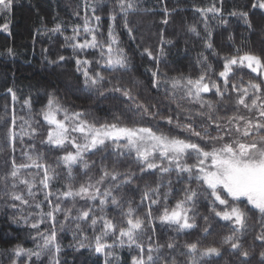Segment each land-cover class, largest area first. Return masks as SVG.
Wrapping results in <instances>:
<instances>
[{
    "label": "snow or ice",
    "instance_id": "obj_1",
    "mask_svg": "<svg viewBox=\"0 0 264 264\" xmlns=\"http://www.w3.org/2000/svg\"><path fill=\"white\" fill-rule=\"evenodd\" d=\"M15 3L16 0H0V17L5 18V22L0 24V32L11 35L10 15ZM103 3L104 0H92L89 4L85 0V9L91 8V18L86 14L83 25L73 26L72 36L64 37L65 46L72 49L71 58L74 59L75 72L81 78V87L76 91L95 93L98 98H111L122 103L132 101L128 105V111L138 114L141 119L159 117L170 126L169 130L164 132L149 125L121 124L119 117H114L111 122L98 123L94 119H88L90 113L87 111H72L59 101L54 92H46V103L37 113L47 125L46 139H42L40 143L62 150L64 154L57 157L56 167H53L44 162L43 154L37 152L35 144H29V150L22 153L26 162L17 163L14 156L10 164L5 161L9 170L0 177V201L13 209V223H22L35 233L29 235L34 243L33 248L16 244L5 250L9 264H37L42 256L49 257V264H62L60 256L63 248L58 232H63L66 228L73 232L74 243L69 247L77 252L86 249L98 257L102 256L103 264H121L116 249L125 247L136 252V255L131 256L130 264H183L172 254L176 249L174 241L170 240L165 244L153 243L147 229L151 228L154 233V221L158 220L161 225L172 228L177 233L188 234L197 228L194 208L200 197L207 201L213 219L218 218L231 227V232L224 237L223 244L230 245L231 253L242 258L240 264H249L250 253L247 250L241 251L239 239L247 231L250 212L254 211L259 216L262 231L256 236V240L261 241L264 246V55H239L240 50L237 49V55L223 57L222 70L217 77L220 82L207 75L212 70L211 64H207L206 70L195 79L181 75L162 80L159 63L160 57L166 54L164 48L158 50L157 56L145 48L141 55L146 54L156 64L154 70L148 69L151 74V88L159 91L163 85H168L165 91L172 101H176L177 92H181V100L199 105L195 115L188 111L181 118L184 110L177 102V109L180 111L175 116H164L159 110L152 111L155 105L150 107L136 102L131 88L121 85L118 80L113 84L112 79L102 74L127 73L131 70V60L120 46L119 33L115 29L118 20L121 21L123 30L134 42L135 36L128 17L138 11L137 0H114L113 10L108 14L110 23L107 36L100 40L98 36L103 35L100 32L102 17L96 13L98 6ZM257 9L264 14V0H252L250 11ZM172 11L175 9L169 10L166 6L163 8V24H168L167 17ZM196 11L205 20L209 13L213 17L223 15L222 7H216L215 3L207 8H197ZM75 15L79 16L80 13L77 11ZM228 15L239 17L252 29L249 11H232ZM220 22L227 23L223 19ZM62 28L60 23H56L53 28L46 29L45 34L50 32L53 35H63ZM205 28L207 29V24ZM188 30L199 36L194 26H189ZM37 33L39 34V30ZM165 42L172 43L164 41L161 33V43ZM205 47L210 50L214 48L210 32L205 39ZM90 49L97 50L99 57L93 60L81 55ZM6 51L9 56L15 54L12 48H7ZM213 55L218 54L213 51ZM201 56L202 61L198 63H207L208 57L203 56V53ZM44 59L48 65L61 67L68 58L60 55L54 60L47 56ZM93 63L102 71L94 70ZM234 68H247L256 77L249 80L247 86L241 84L238 87L235 83L230 85V75ZM229 87L237 93L235 111L231 116L221 117L217 114L219 104L205 99L204 94L212 93L223 101ZM6 95L11 97V113L9 114V104L6 103L4 112L0 113V123L6 132L0 139L15 152L17 141L23 145L25 137L32 140L40 135L41 121L33 119L31 96L22 101V107L27 109L28 115L18 116L15 110V105L20 102L17 92L9 87ZM17 127L19 131L16 130ZM69 146L72 150H67ZM97 153L104 154L103 159L115 156L117 161L131 157L139 166L140 176L159 173L155 187L146 185L142 192L141 204L147 202V211L143 216L136 214L132 201H127L125 210L122 198L116 195L120 189L131 186L137 178V172L130 169L121 173L115 168L110 170L102 165L98 179L93 180L89 176L78 188L68 183L63 189H53V182L59 176L56 170L58 167L66 170L69 179L77 168L87 175L95 164V161L90 163L87 157ZM189 160L194 162L189 163ZM30 169H36V172L22 175V171ZM173 172L177 182L184 179L187 186L183 189V198L169 208L168 196L172 192V180L165 181V177ZM105 182H109L108 186L102 188ZM193 183L196 184L195 188L191 186ZM165 187L168 191L163 193L164 207L158 216H153V206L161 204V189ZM41 194L43 200H38L37 197ZM79 200L84 201V206L77 207ZM69 201L71 207H65V203ZM109 206L121 210L123 219L119 223L107 216ZM26 209L32 211L25 214ZM59 215H63V220L58 222ZM209 219V216H203L207 225L203 228L205 238L211 235L212 225L207 223ZM42 224H48L49 227L41 231ZM89 229L92 232L91 237L87 234ZM184 248L185 251L179 255L187 258L186 264H212L214 258L222 255L221 247L217 246L199 248L197 243H186ZM165 249L169 251L166 253ZM258 264H264V251L260 252Z\"/></svg>",
    "mask_w": 264,
    "mask_h": 264
},
{
    "label": "trees",
    "instance_id": "obj_2",
    "mask_svg": "<svg viewBox=\"0 0 264 264\" xmlns=\"http://www.w3.org/2000/svg\"><path fill=\"white\" fill-rule=\"evenodd\" d=\"M252 0H137L138 11L131 13L128 17L130 26L133 28L135 41L129 39L126 32L123 30V24L118 20L115 31L119 33L121 47L125 49L130 60L131 70L127 73L103 72L106 78L112 79L113 84L119 81L123 86L129 87L132 90V95L136 98V102L149 105H155L152 111L159 110L162 115L175 116L177 102H179L184 110L181 114L187 115L188 111L195 115L199 109L198 104H190L186 100H181V92H177L176 101L169 98L165 88L168 85H163L159 91L151 88V74L148 69H155L156 64L150 60L146 54L143 56L144 49L152 51L154 56L159 55V49L164 48L165 55L160 57L159 70L162 80L174 77L191 76L197 78L201 72L205 71L207 64L212 65V70L208 71L207 75L212 80H217L219 71L222 70L223 57L252 53L256 55H264V19L260 10H251L250 3ZM91 4L92 0H88ZM215 3L216 7L223 10L222 17H213L208 14L207 20L199 12L197 8H207ZM85 0H16L13 12L10 15V31L8 33L0 32V113L4 112V105L9 104V114L11 113V97L6 95L7 88L11 87L17 92L20 102L15 105V110L18 116H27L26 108L22 107V101L31 96L33 100L32 115L34 120H40L39 126L40 135L29 140L25 137V143L21 145L18 141L15 145V152L9 144L4 143L0 139V177L9 170L5 165V161L11 162L12 157L16 158L17 163L26 162L23 151L29 150V144H35L37 152L43 154L44 162L56 167L58 156L64 154L62 150L49 148L40 143L42 139H46L47 125L44 124L42 118L37 115L43 104L46 103V92H54L59 101L72 111L85 110L90 115L89 120H96L98 123L105 121H113L114 117H119L121 124L132 126L149 125L158 127L160 131L167 132L169 127L165 121L159 117L156 119H141L138 114L128 111V105L132 101L120 102L114 99H104L97 96L95 93L85 91H76L81 87V78L75 72V63L72 59V49L65 46V36H72L73 26L83 25L84 16L87 14L89 18L92 16L91 8L85 9ZM169 10L175 9L171 15L167 17L168 24L162 23L165 18L163 8ZM114 0H104V3L98 6L97 15L102 17L100 32L103 35L98 36V39L104 40L107 36V28L110 23L108 14L113 10ZM249 11V19L252 22V29H249L239 17L229 16L232 11ZM80 15L76 16L75 12ZM118 11V9H117ZM221 19L227 23H221ZM5 22V18L0 17V24ZM56 23H60L63 28V35L57 33L45 34L46 29L53 28ZM94 24V22H93ZM207 24V29L205 28ZM189 26H194L199 32V36L190 32ZM39 30V34L37 33ZM211 33V42L214 48L212 50L205 47V39L208 38V33ZM81 39L83 32L81 29ZM161 33L164 41L172 43H161ZM232 39H229V37ZM90 38V37H89ZM7 48H12L14 55L7 54ZM47 49L45 52L44 50ZM213 51L218 55H213ZM203 56L208 57L207 63H198L202 61ZM63 55L66 62L61 67L48 65L44 59L45 56L50 60L57 59ZM86 55L88 59H96L99 57L97 50H88ZM94 70L102 71L98 65L93 63ZM256 74L251 73L247 68H234L233 74L230 75V85L235 83L238 87L243 84L247 86L249 80L255 79ZM217 82H220L217 80ZM256 82H259L258 80ZM111 87L112 85H106ZM118 95V94H117ZM205 99L212 100L219 104L217 114L221 117L231 116L235 111V98L237 93L231 90V87L226 90L223 101L212 93L204 94ZM242 111H244L242 109ZM18 125L20 121L17 122ZM199 123V118H197ZM37 126V125H34ZM19 131V128L16 129ZM6 129L0 123V138L5 135ZM177 134V133H173ZM215 135V132H213ZM67 150H72L69 146ZM104 154L97 153L87 157L89 162L95 161L87 175L81 170L74 169V174L71 179L66 174V170L58 167L56 170L59 173L58 178L53 182V189H63L68 183H71L74 188H78L80 184L85 183L88 177L93 180L100 176L101 166H106L108 169L115 168L117 171L124 173L129 169L137 172V178L131 186H125L116 193L124 202V209H127V201H132V206L136 208V214L143 216L147 211V202L141 204L142 192L146 185L155 187L159 173L144 174L140 176L139 166L131 157L120 158L117 161L115 156H108L103 159ZM194 161L189 160V163ZM28 172L35 173L36 169L22 171V175L27 176ZM39 179V177L37 178ZM172 180V192L168 196V207L171 208L175 203L183 198V189L187 183L182 179L177 182L176 174L173 172L169 177ZM109 182H105L102 186L107 187ZM193 188L196 184L191 185ZM23 188V186H21ZM168 188L161 189V204L153 206V216H158L164 207L163 193L167 192ZM38 200H43V195L37 197ZM65 207H71V202H66ZM84 206V201H77V207ZM45 207V211H47ZM32 209H26L25 214ZM120 209L109 206L106 214L114 222L119 223L123 217L120 215ZM196 216L197 228L191 230L188 234L177 233L172 228H168L154 221L156 231L153 233L151 228H148V235L152 236V242L165 244L172 240L176 244V249L172 253L177 257L179 262L186 264L187 258L180 256L179 253L185 251L186 243H197L199 248L208 246L221 247L222 255L214 258L212 264H240L238 254H232L230 245L223 244L225 236L231 232V227L227 222L220 221L218 218L213 219L212 213L209 210L207 201L200 197L197 200L194 208ZM13 209L6 207L3 201H0V264H9L6 251L16 244H22L26 248H33L34 243L29 238L30 233H35L25 225L16 224L12 221ZM19 215V213H17ZM209 216V221L212 227L210 228L211 235L206 238L203 234V228L206 222L203 216ZM63 220V215L58 216V222ZM247 231L240 237L241 251L247 250L250 253L249 264H258L260 252L264 251L261 241L256 240V236L262 231V225L259 222L257 213L250 212L247 219ZM41 231L49 227L48 224H42ZM89 237L92 232L87 231ZM58 239L62 245L63 251L60 259L62 264H103V257H98L96 254L89 252L86 249L75 251L70 244L73 241V232L66 228L63 232H58ZM147 243V241L145 242ZM169 250L165 249L167 253ZM117 255L121 258V264H130L131 256L136 255L135 251H129L126 247L116 249ZM37 264H49V257L42 256ZM115 264V262H114Z\"/></svg>",
    "mask_w": 264,
    "mask_h": 264
}]
</instances>
